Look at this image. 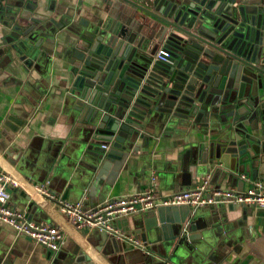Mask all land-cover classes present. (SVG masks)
<instances>
[{"label":"water","instance_id":"obj_1","mask_svg":"<svg viewBox=\"0 0 264 264\" xmlns=\"http://www.w3.org/2000/svg\"><path fill=\"white\" fill-rule=\"evenodd\" d=\"M101 9L105 15L94 14L70 47L68 84L89 167L68 189L76 183L84 191L96 169L120 166L162 130L199 135L192 168L209 175L210 185L240 174L258 178L264 170V0H118ZM14 32L22 37L18 46H39L46 36L31 23H16ZM160 50L165 60L157 58ZM228 205L232 212L238 207ZM40 210L31 212L32 220ZM195 212L187 205L144 212L135 233L158 257L144 252L150 264L202 263L201 249L211 248ZM255 216L264 217V208ZM228 231L223 225L218 234ZM212 232L217 237L216 227ZM107 243L114 252L116 242Z\"/></svg>","mask_w":264,"mask_h":264},{"label":"crops","instance_id":"obj_2","mask_svg":"<svg viewBox=\"0 0 264 264\" xmlns=\"http://www.w3.org/2000/svg\"><path fill=\"white\" fill-rule=\"evenodd\" d=\"M117 2L0 1L3 5L0 8L3 9L0 12V168L18 180L16 187L8 188L10 203L29 216L39 207L40 212L32 216L34 220L56 225L63 233L59 250L52 252L0 225V264H150L152 258L144 251L126 244L123 248L114 236L88 226L75 227L59 212L58 201L83 200L86 207L93 208L107 198L147 190L152 177L158 195L193 188L203 179L210 182L209 175L196 173L192 168L195 152L191 147L199 135L162 130L156 137L149 135L147 145H142L139 153L130 155L120 166L96 169L84 191L76 190V183L68 189L69 182L82 180L89 167V160L83 155L86 134L73 109L68 84L70 47L78 34L91 27L94 14L105 15L101 8L109 10ZM49 19L60 26L55 27ZM16 23H31L33 28L39 26L48 33L40 34L44 38L39 46L28 43L18 46L22 37H14ZM25 45L26 50H22ZM256 180L264 185V170L256 179L250 174H240L236 180L220 179L211 185L245 191ZM45 183L56 195L55 201L34 194L32 188L35 190V185ZM236 208L232 212L230 205L223 202L190 208L192 212L196 210L195 225L203 229L211 248L201 249V264H264V217L255 216L256 208L241 205ZM143 216L144 212L122 215L114 218L113 223L121 233L140 238L135 232L137 223L142 226ZM223 225L229 231L220 236L218 232ZM213 227L217 229V237ZM109 238L117 244L114 252L105 246ZM143 242L150 254L157 257L152 245ZM234 244L238 250H233ZM186 264L196 263L190 259Z\"/></svg>","mask_w":264,"mask_h":264},{"label":"built area","instance_id":"obj_3","mask_svg":"<svg viewBox=\"0 0 264 264\" xmlns=\"http://www.w3.org/2000/svg\"><path fill=\"white\" fill-rule=\"evenodd\" d=\"M167 55V52L160 50L157 58L165 60ZM151 179L152 183L147 190L133 195L110 197L93 208L86 207L83 200H59V212L77 228L82 226L96 228L116 237L132 249L149 253L143 240L121 233L113 223L114 218L146 212L158 206L187 205L189 208L197 209L217 202L264 208V185L258 180L247 190L236 191L231 188H214L208 179H203L193 188L158 195L154 184L155 178ZM9 187H16V182L0 168V225L10 227L17 235L30 238L46 251H58L63 238L62 230L56 225L36 222L28 218L24 211L13 206L10 203ZM35 190L49 201L56 200V195L47 188L46 183L35 185Z\"/></svg>","mask_w":264,"mask_h":264},{"label":"bare ground","instance_id":"obj_4","mask_svg":"<svg viewBox=\"0 0 264 264\" xmlns=\"http://www.w3.org/2000/svg\"><path fill=\"white\" fill-rule=\"evenodd\" d=\"M15 182H18V180L17 179H15ZM29 187V186H28ZM31 188V187H30ZM32 190H33V192H34V194L36 195V196H38V197H40L39 196V194L32 188Z\"/></svg>","mask_w":264,"mask_h":264}]
</instances>
